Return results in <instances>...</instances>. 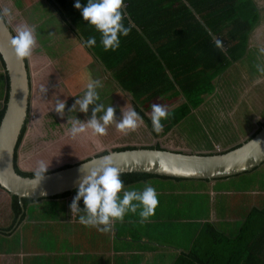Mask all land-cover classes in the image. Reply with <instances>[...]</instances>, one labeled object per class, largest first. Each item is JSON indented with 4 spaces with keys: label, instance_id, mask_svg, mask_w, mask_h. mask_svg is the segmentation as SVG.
Masks as SVG:
<instances>
[{
    "label": "trees",
    "instance_id": "trees-1",
    "mask_svg": "<svg viewBox=\"0 0 264 264\" xmlns=\"http://www.w3.org/2000/svg\"><path fill=\"white\" fill-rule=\"evenodd\" d=\"M76 2L77 0H41L39 6L45 8V13L42 15L39 12L37 15L36 12L34 18L50 15L54 19L53 25H61L63 30L70 31L74 38L81 39L83 43L88 38L95 37L96 45L88 47L84 43L85 49L102 61L110 78L116 81L120 89L133 96L135 110L142 117L145 116L143 108L148 107L142 105L148 101L159 96L167 100L170 97L177 100L182 96L184 101L173 109L171 120L162 122V132L168 131L191 108H196L204 96L215 90L216 78L232 61L241 58L249 33L258 20V9L252 0H124L123 22L125 26H129L131 21V32L127 36L121 35L118 49L105 51L100 42L101 34L83 19L82 10L75 7ZM79 2L82 6L87 5V0ZM36 6L38 7V1ZM214 38L222 41V47L215 46ZM0 64L3 67L1 58ZM6 91L7 88L4 102ZM160 105L164 106V103L160 102ZM3 107L0 109V118ZM147 123L150 124L148 121ZM263 125L264 122L259 123V127ZM24 130L25 124L21 126L15 149ZM143 147L160 149L159 145ZM132 148L135 147L122 146L113 150ZM105 153L103 151L100 154ZM13 160L15 161V154ZM69 165L63 164L58 168ZM14 170L22 176H35V172L22 171L16 165ZM152 177L185 180L141 172L121 173L124 187L133 181ZM77 191L78 188H74L46 199L75 197ZM41 199L43 198L19 199L10 195L12 221L8 226L0 227V234L4 235L20 222L28 203ZM137 215L139 217L138 212ZM188 222L180 224L188 227ZM239 223L237 233L230 236L219 230L212 221L198 222L193 231L189 232L186 241L178 242L182 250L168 264H264V206L251 207ZM159 227L157 224L154 228L161 233L162 229ZM185 228L178 227L176 233L185 231ZM154 240L157 245H162L160 239Z\"/></svg>",
    "mask_w": 264,
    "mask_h": 264
},
{
    "label": "rangeland",
    "instance_id": "rangeland-1",
    "mask_svg": "<svg viewBox=\"0 0 264 264\" xmlns=\"http://www.w3.org/2000/svg\"><path fill=\"white\" fill-rule=\"evenodd\" d=\"M38 1V7L37 5ZM41 0H0V8H9L11 11V23H7L11 31L16 35L14 29L18 25L27 23L30 26L35 27V35L37 39L36 48L41 51L39 54L42 60L45 62V70L40 63L38 57L35 56L36 50L33 51L34 61L27 59V67L29 73V99H28V113L25 119L26 125L22 138L17 146L15 153L16 166L22 171L35 172L40 161H44L49 164L48 170H53L60 167L63 164H73L80 162L92 155H97L103 151H109L114 148H120L122 146H136L150 145L151 143V129L144 124L138 128L137 131L131 132L124 135L116 130L115 125H110L105 136H95L88 132L82 133L76 138L71 137L68 134V130L71 125L68 120H74L76 118L86 121L91 117L92 108L95 105L89 106L88 113L79 111V107L73 112L70 111L75 100L83 95L86 90V81L79 82L80 76H85L83 68H88V62L85 59L84 53L87 54V50L82 45V40L74 38L70 31L64 33H57L56 28L59 25H53L54 19L50 18V15H44L45 8L39 6ZM258 6L264 8V0H254ZM36 6V9L33 8ZM41 17L34 18L35 13ZM48 13V11L46 10ZM36 17V16H35ZM56 21V20H55ZM57 23V22H56ZM58 31L59 28H58ZM72 43V49L65 51L67 47ZM43 45L45 49L54 51V48H59V64L57 59L47 57L45 50L39 46ZM42 47V46H41ZM84 47V48H83ZM64 50L65 52H61ZM45 52V53H42ZM68 54L67 57L65 54ZM68 59V60H67ZM32 62V63H31ZM39 62V63H38ZM84 63L87 66H84ZM64 70H63V69ZM60 73L58 74L59 70ZM56 71V74L54 72ZM243 74V71L241 75ZM48 76V77H47ZM88 76V75H87ZM86 76V77H87ZM102 78L103 87L98 89L102 103L105 107L112 105L116 109V118L119 120L122 118L121 109L125 107L134 108L135 105L132 98L127 93H120V91L112 90L108 80L105 81ZM228 74L221 80L223 82L220 85L222 89L220 96L221 102L210 100L209 106L212 108L207 109L205 106L206 102L200 107H197L195 113L193 111L186 115L182 120L181 124L176 127V130L182 134V138L176 133L169 132L166 134L171 138L167 139L168 144L163 146H169L170 141H176L183 150H189L184 144L188 145L191 149H195L197 145L203 147H210L213 145L216 148L215 142H223L224 138L222 133H214L213 125L217 128L236 135V127L238 126L237 117L247 118L246 129L243 131L245 134L253 132L256 127L254 124V118L261 112L264 111V98L255 96L257 99H253L255 107L252 105L249 107V98L246 96L245 101H241L238 95L246 89V85H242L239 81V77L235 80L236 83L232 87H228ZM234 75H231V78ZM49 78L52 79V84H49ZM57 79L59 83L57 82ZM1 80V79H0ZM88 82V81H87ZM41 86L47 87L48 91L46 94H42L40 89ZM54 86V87H52ZM262 86H252L251 90L258 91ZM218 92V91H217ZM57 99L66 101L65 115L60 116L55 110V104ZM159 102L158 99L154 100L153 103ZM99 103V102H98ZM215 105H220L217 107ZM262 105V107H261ZM143 107H147L142 105ZM151 111V108H149ZM250 118H249V116ZM262 117V113L259 115ZM251 119L253 122H251ZM170 149V148H169ZM233 177V176H231ZM230 178V177H228ZM226 180V178L221 179ZM216 187L234 189L238 191L230 192V195L218 194L211 196L214 198V206L224 204L229 208L228 212H223L222 215L215 213V216H227L229 219L223 218L213 220L215 226L224 231L227 235H234L238 231L239 219L247 214L244 210L249 211L250 207L257 203L264 202V163L258 166L253 171L247 173H241L236 175L233 179H227L226 181H220ZM127 190V189H125ZM225 196L228 198L225 202H222L220 198ZM187 201H203L202 197L195 195L193 192L183 196ZM198 200H197V199ZM185 201V200H184ZM187 201H185L187 203ZM196 204V203H194ZM264 205V204H263ZM65 206L60 201H41L39 204L29 207L25 214L27 215L28 222L22 224L20 231L16 235V239L9 241L4 237L0 236V245L5 244L7 249L15 247V242L19 237H27L29 241L24 239L23 245H29L32 247H39L42 250L48 248H57L65 245L66 239L64 240L61 233L55 234L50 232L52 228L56 231L59 228V217H65L66 212ZM68 210V209H67ZM69 212V211H68ZM128 216L127 214L125 217ZM49 217V219H47ZM129 217H126V219ZM37 219L39 222H37ZM54 222H52V221ZM131 220V219H129ZM186 224L180 223H167L159 224V228L166 230L164 234L155 232L151 236L162 240L163 243L179 244L178 242H185L189 236V232L194 226L198 225V222H188ZM164 226V227H163ZM183 226L186 227L185 231H181L178 234L177 228ZM127 228H131L134 232L149 228L146 223H141L139 220H133L130 224L126 223ZM95 227H86L84 225H78L76 228L78 234L83 235ZM133 231H131L132 233ZM22 233V234H21ZM86 237V238H87ZM65 242V243H62Z\"/></svg>",
    "mask_w": 264,
    "mask_h": 264
},
{
    "label": "crops",
    "instance_id": "crops-1",
    "mask_svg": "<svg viewBox=\"0 0 264 264\" xmlns=\"http://www.w3.org/2000/svg\"><path fill=\"white\" fill-rule=\"evenodd\" d=\"M252 1L258 9V20L255 28L252 30L251 33H249L247 43L245 45V51L243 52L241 58L237 59L236 61H232V63H230V65L225 69V71L221 75H219V77L216 78L214 83L215 90L210 95L206 97L204 96L203 100L199 105H197V107H200L206 102L205 106L207 107V109H209L212 108V106L208 105V102L210 100L216 99V102H221L220 93L224 88L223 87L220 89V85L223 82V80L221 79L223 77H226L227 74L228 81L230 82L228 84L229 88L236 83L235 80L238 77L240 83L242 85L247 86L243 92L239 93L238 97L239 99H241V101H245V97L247 96L250 100L248 102L249 107L251 105L255 107V104L253 102V99H257L255 98V96L264 98V74L258 72L256 68V65H264V54H261L259 52V49L261 47H264V8L258 6L254 0ZM60 26L61 25L56 28V30L58 28L60 30V32L57 31V33H64L68 31L63 30V27ZM81 43L82 45H84L83 41ZM143 43L144 45L149 47L147 44H145V42ZM65 45L67 46L64 49L65 51H67L68 49H72L71 47L73 45L71 42L69 43V45ZM41 46H39V49H44L46 53H42H45L48 58L51 57L53 59H59V56H57L59 53V48H54V51H52L51 53L50 50L45 49L43 45ZM36 48H38V46ZM36 48L35 56L39 58L40 63L43 66L42 70L44 71L45 62L44 60H42V57L39 54L41 51H38ZM64 50H61V52H65ZM65 55L69 57L67 53ZM84 55L87 56V58L85 59L88 62V68H83V66H81L82 70H84L85 72V76L83 78H81L80 76V83L82 81H86L87 83V81L93 79L102 80L103 76H105L104 80H108L110 87H112V90L114 89V91L116 92L120 91V93H127L134 102L133 96L129 92L120 89L119 85L117 86L116 81L110 78L109 72L106 70L101 60L93 56L94 54L92 52L89 53L87 51V54L84 53ZM30 59H32L33 62L35 57L32 55ZM81 64L84 63L81 62ZM84 66L87 65L84 64ZM60 71L62 70L60 69L58 71V74L60 73ZM242 71L243 74L241 75ZM54 74H56V71L54 72ZM232 74L234 75V77L231 78ZM0 79L1 109L4 102L6 89L5 72L3 70V67H1V64ZM57 82L59 83L58 79ZM48 83L52 84V79L49 78ZM252 86H262V88L258 91H253L251 90ZM181 97L182 96H180L177 100H173V98L170 97L167 100L162 96H159L144 104V106L148 107L146 109L143 108L145 110V116L143 117V120L145 121L146 125L152 130V137L150 138V145H141L140 147L159 145V147L162 149L170 148V150L185 151L179 146L178 143H176V141L173 142V140L170 141L169 146L163 145L168 144L167 139L171 138L170 136L166 135L169 132L176 133L182 138V134L176 130V127L181 124V120L190 112L193 111L194 114L195 111H197L195 110L197 107L191 108L187 113L183 115L180 120H177V123L175 125H173L168 131L165 132H155L151 126L152 122L149 118V114L151 112L149 108H151L150 106L154 104V100L158 99L159 104L160 102H163L164 106L168 109L171 115L174 111L173 109H175L178 104L184 101V99ZM134 105H136L135 102ZM215 106L221 107L220 105ZM261 113L262 117L259 116ZM146 120L150 122V124H148ZM170 120L171 119L169 116L168 119L162 120V122L165 123ZM245 120H247V118H245ZM245 120L243 118H240L239 116L237 117L238 126L235 130V132L237 133L236 135L227 133L213 125L214 133H222L220 135L223 136L224 141L220 143L215 142L216 148H214L213 145H211L210 147H203L197 145L195 149H191L188 145L184 144V146L188 147L189 149L186 150V152L198 154H214L221 153L237 147L241 144V142L248 139L249 136H251L255 131L258 130L259 123L264 122L263 109L254 118V124L256 129L253 132H250L249 134H245L243 132L246 129ZM251 122H253L252 119ZM234 177L236 176L226 178V180L233 179ZM226 180H169L158 177H152L142 181H133V183H130L129 185L125 186V189L142 191L146 184H151V186H153L158 193L159 201L158 206L155 210V214L150 217L146 222H144L149 225V228L138 230L136 232H134V230H132L131 228H127L126 223L130 224L133 220L140 221V217H138L137 213L133 214L129 212L127 213L128 216L126 217H129V219L131 220H129L128 218L126 219V217H124L123 222L116 221L115 224L112 226V230L107 233H102L98 231L97 228H93L88 232V237L86 233H84L83 235L78 234L76 228L78 227V225H82L79 222V216L83 213L81 212L73 215L71 214L70 204L73 201L74 196L51 199L43 198L41 200L28 203L25 206L24 214L29 207L37 205L41 201L53 200L60 201L64 204L65 210L63 212H66L65 217H59V228H56V231H54L55 229L52 228L50 232L55 234L61 233V236L64 240L66 239L67 243L62 242L65 243V245L62 244V246L52 248L51 250H48V248L42 250L39 247H32L29 245L24 246V239L26 238V241H29V239L27 237L24 238L21 236L19 237V242L18 240H16V245L14 248L7 249L8 247H6L5 244L0 245V264H168V262L170 260H173L177 256L178 252L182 250V246L179 244L171 245L170 243L166 242H162L161 246L157 245L156 240H154V237L151 236L153 233L157 232V228H154L155 225L160 223L167 224L171 222L185 223L189 220H195L196 222H204L208 220L213 222L215 218H217L218 220H223V218L229 219L226 215L215 216V213H219V215H222L223 212H228L229 208L222 203L217 206H214V198L211 197L216 196L218 194L230 195V192L238 191L234 189L231 190L222 187H216V185H218L220 181ZM192 192L195 195L201 196L203 201L189 202L186 198H183V196H186L187 194ZM227 199L228 198H226L225 196H223V198H220L222 202H225ZM184 200L187 201V203ZM263 204L264 202H256L251 207H261L264 206ZM79 207L81 209L84 208L83 201L79 203ZM244 210H246V213L248 212L247 209L244 208ZM12 217V212L10 210V195L0 188V227H6L10 225ZM16 219L18 220V216L16 217ZM47 219H49V217H47ZM28 221L29 220L27 218V215L25 214L17 225H13L10 229L5 232L4 235L0 234V236L4 237L6 240L8 239L9 241L16 239L15 237L20 231L22 224ZM37 222H39L38 219ZM160 229H162V231L164 230L163 232L161 231V234H164L166 232L165 229ZM131 231L133 232L131 233Z\"/></svg>",
    "mask_w": 264,
    "mask_h": 264
},
{
    "label": "clouds",
    "instance_id": "clouds-1",
    "mask_svg": "<svg viewBox=\"0 0 264 264\" xmlns=\"http://www.w3.org/2000/svg\"><path fill=\"white\" fill-rule=\"evenodd\" d=\"M75 7L82 10L83 19L93 25L96 31L101 34L100 42L105 51L118 49L121 35L127 36L131 32V21H129V26H125L123 22L125 18L124 0H87L86 6H82L77 0ZM6 21L11 23V11L9 8H0V25ZM14 31L16 35L11 38L10 44L17 59L21 61L26 58L30 59L37 47L35 27L25 23L16 26ZM84 43L88 47H94L97 41L95 37H90ZM214 44L218 48L222 47V41L218 39L214 38ZM259 52L264 54V47H261ZM256 68L258 72L264 74V65H256ZM85 87L83 95L75 100L70 111H75L78 106L79 111L88 113L90 105H95V107L92 108L91 117L86 121L78 118L68 120L71 125L68 134L71 137L76 138L89 130L95 136H105L110 125H115L118 132L127 135L137 131L144 124L143 117L134 108L125 110L123 107L121 109L122 118L117 120L116 109L112 105L105 107L104 103L100 102L101 97L98 89L103 87L101 80H89ZM40 91L42 94H46L48 89L41 86ZM150 107L149 118L153 130L160 133L163 131L162 120L168 119L170 113L165 106L160 104L154 103ZM65 108L66 101L57 99L54 110L60 116H64ZM48 167L49 164L44 161L39 162L34 173L36 181L34 189L44 179ZM81 172L83 176L79 182L77 194L70 204V209L72 215L83 213L79 216V222L82 225L95 227L98 231L107 233L112 230L116 221L123 222L125 215L129 212L136 214L139 210L141 223L146 222L155 214L159 203L156 189L151 184H146L142 191L125 190L121 171L114 166L111 155L102 156L92 161L90 167L83 164ZM218 179L223 178L212 180ZM81 199L84 203L83 209L79 207Z\"/></svg>",
    "mask_w": 264,
    "mask_h": 264
},
{
    "label": "water",
    "instance_id": "water-1",
    "mask_svg": "<svg viewBox=\"0 0 264 264\" xmlns=\"http://www.w3.org/2000/svg\"><path fill=\"white\" fill-rule=\"evenodd\" d=\"M15 36L5 22L0 25V58L6 76V100L0 118V188L17 198H46L79 187L81 166L111 155L121 173L141 172L193 180L217 179L253 170L264 163V125L235 148L221 153L198 154L170 149L135 147L92 155L66 168L45 173L34 189L35 176L15 172L13 160L21 126L26 125L29 99L27 60H18L10 40Z\"/></svg>",
    "mask_w": 264,
    "mask_h": 264
}]
</instances>
